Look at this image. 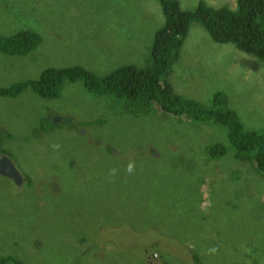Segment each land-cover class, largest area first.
I'll return each instance as SVG.
<instances>
[{"label":"rangeland","instance_id":"374dc122","mask_svg":"<svg viewBox=\"0 0 264 264\" xmlns=\"http://www.w3.org/2000/svg\"><path fill=\"white\" fill-rule=\"evenodd\" d=\"M178 1L183 10L236 5ZM163 25L160 0H0V35L31 30L41 39L27 55L0 53V87L36 81L51 67L99 76L145 68ZM167 81L206 107L222 92L246 128L264 129V63L213 42L198 22ZM0 128L12 136L1 155L25 180L19 187L0 176V256L23 264H264V174L227 142L226 128L158 108L128 114L82 82L65 83L57 98L32 90L0 97ZM216 143L227 153L211 159Z\"/></svg>","mask_w":264,"mask_h":264},{"label":"trees","instance_id":"16d2710c","mask_svg":"<svg viewBox=\"0 0 264 264\" xmlns=\"http://www.w3.org/2000/svg\"><path fill=\"white\" fill-rule=\"evenodd\" d=\"M160 6L164 25L154 35L150 63L145 68L124 65L99 76L78 65L51 67L45 69L36 81L0 87V97L16 98L32 90L41 98H57L65 83L82 82L89 93L120 102L123 111L128 114L146 115L158 108L163 114L173 117L190 122H212L226 128L227 142L238 153L247 154L254 169L264 174V129L246 128L237 113L228 107L227 96L222 92L215 93L211 105L206 107L175 93L167 81L194 22L204 28L213 42L232 44L238 51L249 53L264 63V0H236L235 8H215L199 2L195 9L183 10L178 0H160ZM40 41L39 34L31 30H22L10 36L0 35V53L24 56L34 51ZM45 127L41 124L40 129L49 130L53 123ZM10 138L11 134L0 128V155L6 154L2 144ZM226 153L227 148L221 143L207 150L211 159L223 157ZM0 264L23 263L12 255H6L0 256Z\"/></svg>","mask_w":264,"mask_h":264},{"label":"water","instance_id":"95a60500","mask_svg":"<svg viewBox=\"0 0 264 264\" xmlns=\"http://www.w3.org/2000/svg\"><path fill=\"white\" fill-rule=\"evenodd\" d=\"M0 176L10 179L14 184L20 186L23 181L18 171L14 168L11 161L2 156L0 159Z\"/></svg>","mask_w":264,"mask_h":264},{"label":"clouds","instance_id":"9594fccd","mask_svg":"<svg viewBox=\"0 0 264 264\" xmlns=\"http://www.w3.org/2000/svg\"><path fill=\"white\" fill-rule=\"evenodd\" d=\"M51 147L53 148V150H57V149H59V147H60V145L59 144H53V145H51ZM134 169H135V164H134V162H129L128 163V165L126 166V169H125V171L128 173V174H132L133 172H134ZM109 174L111 175V176H116L117 175V170L116 169H110L109 170ZM211 252H214L215 251V249H211L210 250Z\"/></svg>","mask_w":264,"mask_h":264},{"label":"flooded vegetation","instance_id":"af4514ba","mask_svg":"<svg viewBox=\"0 0 264 264\" xmlns=\"http://www.w3.org/2000/svg\"><path fill=\"white\" fill-rule=\"evenodd\" d=\"M3 155H0V159H1V157H2ZM24 182H25V180H23L22 182H21V185L20 186H22L23 184H24ZM19 186V187H20Z\"/></svg>","mask_w":264,"mask_h":264}]
</instances>
